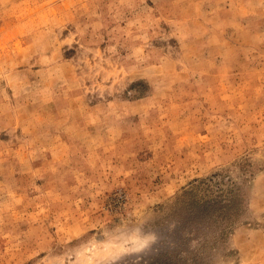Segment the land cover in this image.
Listing matches in <instances>:
<instances>
[{
    "label": "rangeland",
    "instance_id": "374dc122",
    "mask_svg": "<svg viewBox=\"0 0 264 264\" xmlns=\"http://www.w3.org/2000/svg\"><path fill=\"white\" fill-rule=\"evenodd\" d=\"M0 264H264V0H0Z\"/></svg>",
    "mask_w": 264,
    "mask_h": 264
},
{
    "label": "trees",
    "instance_id": "16d2710c",
    "mask_svg": "<svg viewBox=\"0 0 264 264\" xmlns=\"http://www.w3.org/2000/svg\"><path fill=\"white\" fill-rule=\"evenodd\" d=\"M201 182H203V181H201ZM192 208H193V207H191V209H192ZM209 208H210V206H209ZM207 210H208V206H207V207L204 206L203 209H202L200 212L204 213V212H206ZM237 211H238V210H237ZM189 215L192 216V213H189ZM189 215L187 214V217H189ZM190 218H191V217H190ZM190 218H189V220H190ZM207 218H208V215H205L203 221L206 222L205 220H207ZM208 220H210L212 223H215V222H213L211 219H208ZM214 221H216V220H214ZM225 229H226V228H225ZM225 229H224V231H221V230H220V234H221V235L224 234Z\"/></svg>",
    "mask_w": 264,
    "mask_h": 264
}]
</instances>
